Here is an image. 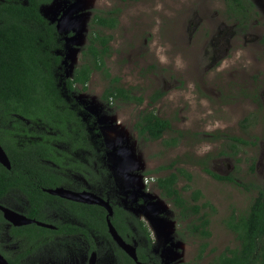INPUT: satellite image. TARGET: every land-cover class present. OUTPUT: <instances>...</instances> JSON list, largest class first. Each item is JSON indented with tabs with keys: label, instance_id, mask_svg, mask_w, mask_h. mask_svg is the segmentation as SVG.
<instances>
[{
	"label": "rangeland",
	"instance_id": "obj_1",
	"mask_svg": "<svg viewBox=\"0 0 264 264\" xmlns=\"http://www.w3.org/2000/svg\"><path fill=\"white\" fill-rule=\"evenodd\" d=\"M226 1L53 0L40 10L57 23L61 33L70 34L63 60L66 76L81 63V48L94 12L120 10L116 27L104 29L112 35L106 65L111 75L118 76L124 87H133L144 101L140 105L119 101L107 107L101 98L106 80L97 71L91 74L87 89H79L75 98L100 126L103 137L99 145L106 148L108 169L121 185L124 201L140 202L139 213L156 240L154 252L162 246L164 264H209L215 254L234 245V234L225 227L224 218L231 212L244 213L256 195L253 185L264 186V110L254 104L264 98V40H251L248 35L228 38L224 49L213 55L206 37L222 19ZM234 16L226 17V25L235 21ZM253 18L246 20L247 26L251 24L259 34L264 19L253 22ZM156 90L161 97L149 105L148 97ZM145 108L167 118L173 130L182 132L177 146L164 148L159 140L137 138L133 124ZM259 113L261 117L254 123H242L243 117ZM225 135L246 143H237L233 154L232 141ZM172 160L192 177L184 190L187 181L179 178L182 195L189 197L199 190V201L209 203L204 211L210 236L201 256L200 240L186 234L185 222L172 218L175 209L161 198L153 181L144 183L146 176L173 170L159 169ZM205 167L236 183L214 178ZM155 169V174H143Z\"/></svg>",
	"mask_w": 264,
	"mask_h": 264
},
{
	"label": "trees",
	"instance_id": "obj_2",
	"mask_svg": "<svg viewBox=\"0 0 264 264\" xmlns=\"http://www.w3.org/2000/svg\"><path fill=\"white\" fill-rule=\"evenodd\" d=\"M241 1L226 2L228 8L233 10L234 5L243 9L251 4L244 0L247 4L243 5ZM52 2L0 0V145L11 164L10 169L0 165V196L8 188H17L28 195L33 208L53 198L42 187L70 182L65 174L71 171L86 175L94 159L97 172H91L94 175L93 191L100 196L111 190L108 169L102 160L105 151L95 150L94 146L99 149L100 139L92 136L96 135V129L94 132L89 130L94 118L84 114L83 106L73 96L79 87L81 90L87 89L94 71L106 80L101 98L107 106H115L119 101L137 105L143 102L142 96L136 95L133 87H124L120 78L111 75L106 65L112 35L104 29L116 27L119 8L94 12L87 41L81 48V63L66 76L63 60L66 37L70 34L61 33L57 23L40 12L42 7ZM160 97L161 91L156 90L150 98L157 101ZM133 129L139 140H159L164 148L177 146L182 138V132L173 130L168 119L148 108L138 113ZM170 132L174 134L167 136ZM232 138L242 142L239 138ZM236 148L237 145L232 142L233 154L237 152ZM171 168L173 170L155 178L158 183L155 187L160 196L177 210L178 222H185L186 234L200 240L198 256H201L208 246L206 239L210 236L208 213L202 209L207 208L209 203L199 201L202 198L199 190L184 197L177 183L180 177H184L187 185L182 189L189 188L191 174L185 168L176 166V160L159 167ZM204 169L216 179L235 182L230 176L216 174L207 167ZM151 171L154 170H146V173ZM253 187L256 195L245 212H231L223 221L234 234L236 243L215 254L209 264H264V186L257 184ZM102 219V216L97 217L95 222L100 233L105 231V223L100 222ZM113 224L122 233L115 220ZM135 224L145 231L143 235L147 245L139 241L137 252L139 259L146 261L150 247L148 231L141 223ZM128 229L129 226L124 225V230ZM185 236L182 231L181 239ZM115 252L120 260L133 264L120 249L115 247Z\"/></svg>",
	"mask_w": 264,
	"mask_h": 264
},
{
	"label": "flooded vegetation",
	"instance_id": "obj_3",
	"mask_svg": "<svg viewBox=\"0 0 264 264\" xmlns=\"http://www.w3.org/2000/svg\"><path fill=\"white\" fill-rule=\"evenodd\" d=\"M248 1H250L251 4L249 7L243 9H240L238 5H234V10L231 8L229 9L227 6V9H225V12L222 14V19L218 20L214 31L211 30L210 36L206 37L209 43L208 46L212 49L213 55H218V53L224 49L225 44L228 42V38H245L248 35L252 36L251 40H264V29L257 34L256 29L255 32H253L251 24L247 26L248 23H246V20L250 16L252 17V15L255 17V19L253 18V22H258L259 18L264 19V0ZM241 3L243 5L247 4L244 0H242ZM230 14L235 15V21L232 22L231 25H226L225 19ZM63 70L65 71L64 63ZM79 89L81 90L80 87ZM73 96L75 97V94H73ZM149 98L150 97H148V101H152L151 98L150 100ZM254 104L260 111L264 110V98H262L261 101L257 100ZM105 105L107 106V104ZM85 115L91 117L88 113ZM260 117V113L253 114L251 117H243L241 121L246 125L249 124V122L254 123V119L259 120L258 118ZM246 118L247 121H244ZM95 129L96 135L92 136L98 137L101 145L102 139L100 136H102V131L100 126L93 121L92 125L89 126V130L94 132ZM225 137H228L236 145L237 143H246L244 139L237 136L225 135ZM232 137L239 138L242 142L236 141ZM100 145L99 149L94 146L95 150L105 151L106 154V148H101ZM105 154L102 160L105 168L108 169ZM7 158L9 160L8 155ZM0 165L2 164L0 163ZM10 167L5 168L10 169ZM89 169L90 171H88L86 175H80L75 171L65 174L70 182L64 185H55L54 187L47 188L42 187L41 189L46 193H48L46 189L56 187H63L75 192L87 191L95 193L93 191L95 187L92 186L94 180V175L92 173H94V171L97 172L95 159L89 164ZM155 172L157 171H151L149 173L145 171L143 174L151 175L152 173L155 174ZM108 173L112 185L111 190H107L106 195H100V197L107 201L112 208V214L109 217L112 225L126 243L132 244V246L135 247L138 261L144 262L145 264H164L160 256L162 246H158L157 251L154 252L153 244H155L156 240L153 238L150 226L147 225L146 220L139 213L141 210L140 202H125V195L122 194L121 185L113 178L109 169ZM155 178H157V176H146L144 178V183L148 185L150 181H153L155 186L158 184ZM48 194L53 196V198L45 200L44 204L38 205L35 208L32 207L28 195L17 188H8L4 194L0 196V255L6 259L9 264H128L116 256L115 247L129 257L110 236L106 222L107 212L104 207L97 204L76 202L64 197ZM166 202L169 203L172 208H175L170 202ZM97 207H99V214L98 210H96L98 209ZM204 209L202 210L204 211ZM4 210L11 211L10 214H13L11 219L6 216ZM176 211L175 209L172 213V218L177 220ZM80 212H82L83 215H81ZM19 215L30 220V222L27 224L21 222L23 220ZM99 215L103 217L100 222L105 223L104 233H100L99 229L96 228L97 224H95V222L97 217H100ZM191 219L193 218L191 217ZM114 220L122 233H120L113 224ZM37 222H41L46 226L39 225ZM101 223H99V225ZM135 223H141L142 227L144 226L148 231L150 247L148 250V259L146 261L140 260L137 252L139 241L144 242L141 244L147 245V240L143 235L145 231ZM208 224L209 222L207 226ZM124 225H128L129 229L124 230ZM129 258L133 264H136L131 257ZM212 258L210 262H212Z\"/></svg>",
	"mask_w": 264,
	"mask_h": 264
},
{
	"label": "water",
	"instance_id": "obj_4",
	"mask_svg": "<svg viewBox=\"0 0 264 264\" xmlns=\"http://www.w3.org/2000/svg\"><path fill=\"white\" fill-rule=\"evenodd\" d=\"M65 54H66V51H65ZM0 163L3 166H5L6 168L10 167V162L7 158L5 151L3 150V148L1 146H0ZM46 191L52 195L64 197V198H67V199H70V200H73L76 202H82V203H86V204H97V205L104 207L106 209V212H107L106 222H107V226H108V232H109L110 236L112 237V239L116 242V244L120 248H122L128 254L129 257H131L136 262V264H145L144 262H140L137 260L135 247L132 246V244L126 243L121 238V236L117 233L116 229L112 225L110 218H109L112 214V208L108 204V202L105 201L104 199H102L99 195L92 193V192H87V191L75 192V191H71V190H68V189L63 188V187L48 188V189H46ZM4 211H5L6 216L9 219H11V217L13 215V214H10L11 211H8V210H4ZM19 217L23 220L21 222H23L25 224L30 222V220H28V219H26L20 215H19ZM37 224L46 226L45 224H43L41 222H37ZM0 264H9V263L7 262L6 259H4L0 255Z\"/></svg>",
	"mask_w": 264,
	"mask_h": 264
}]
</instances>
